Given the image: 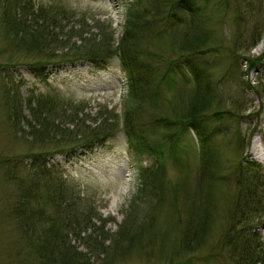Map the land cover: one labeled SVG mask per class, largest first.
Returning <instances> with one entry per match:
<instances>
[{"label": "rangeland", "instance_id": "1", "mask_svg": "<svg viewBox=\"0 0 264 264\" xmlns=\"http://www.w3.org/2000/svg\"><path fill=\"white\" fill-rule=\"evenodd\" d=\"M2 1L0 264H165L161 257L171 256L174 246L179 245L183 247L179 251L180 260H186V264H252L260 257L264 258V209L260 211L256 208L257 212H248L246 208L248 213L245 219L241 217L242 211L237 208L241 183L237 184V174H233L239 164L250 166L249 173L253 171L251 175L261 176L264 189V0H251L252 3L248 0H220V9L216 8L219 0H205L209 9V13L205 14L208 19L206 29L212 31L208 45L216 48V54L207 52L206 56L200 57L197 65L202 69V74L211 75L208 82L211 79L213 92L221 93V107L231 112L237 105L235 113L240 116L237 123L215 121L212 129L222 126L227 133L239 131L245 143L243 148L238 149L235 141H224L219 135L211 138L212 174L223 178L215 181L208 177L207 184L202 188L198 186L197 166L191 172L192 164L196 165L192 155L189 156L190 170L184 175L180 172L185 167L179 170L170 159L163 158L166 178L162 182V190L158 189L156 182L149 186L152 181H159L154 176L150 175L151 180L140 177V168L152 163L154 156L148 155V158L130 152L122 130L103 146H96L90 151L72 148L73 142L66 144L68 142L58 139L39 138L45 137L39 136L41 128L39 132L36 130L31 134L27 126L31 115L24 108V99L39 100V95L56 98L64 105L69 104L67 115H71L72 110L83 108V114L89 117H86L85 124L90 127L98 124L99 121L93 120L101 113L105 118L111 114L117 115L121 122L124 116L123 101L127 96L126 77L117 57L100 68L86 62L46 66L36 73L23 66L10 68L12 64L25 63L28 57L24 49L17 48L18 43L13 41L3 26ZM32 2L35 6H66L86 19L87 29L93 34H96L95 21L101 22L103 33L112 35L114 46H117L126 26L127 7L131 0ZM200 3L204 4V0H198L192 9L195 10ZM200 18L204 17L199 13L193 16L195 22ZM184 28L182 25V32ZM67 31L68 28L65 29ZM70 43L79 45L80 41L73 38ZM148 49L149 53H160L156 45ZM67 52L68 48L61 47L56 53ZM259 57L262 59L260 63L250 68L248 64ZM230 63L235 66V74L232 75L227 74ZM186 89H190V85ZM160 90L157 91L156 104L149 106L144 100V112L164 116L174 104L173 90L163 92L162 86ZM217 103L216 97H213V105ZM45 108L49 115L54 109ZM62 108L65 107L58 105L51 113L56 117L54 124L72 130L69 119L65 120L59 112ZM212 111L210 108L204 114H211ZM77 113L79 119L84 118L82 113ZM186 141L194 143L195 134L190 131ZM38 154L44 155L47 162L44 179L32 176V171L44 169V166L39 169L42 158L33 160L31 157ZM31 178L39 181L40 187L55 189L52 192L59 199H56L58 212L67 215L71 208L85 214L88 225L83 232L79 231V226L86 221L75 223L79 229L71 227L64 231L69 245L64 252L51 254L50 249L45 248L46 241L56 239L47 236L50 220L55 219V209L52 205L48 206L51 201L41 192V188L29 202L32 208L36 206L34 217L28 218L25 211L19 215L18 211L13 210L17 195L25 191ZM176 187H179L177 194L174 192ZM196 189L199 191L197 195ZM203 194L208 195L210 200L203 199ZM206 202H210L212 208L206 210L208 217L202 222L204 229L195 228L200 234V242L195 248L187 247L184 245V223H187L188 213L198 209L197 204L205 205ZM28 220L33 223V230ZM244 226L247 230L242 234L240 229ZM165 228L168 229L169 244L161 247L160 234ZM77 232L80 233L78 237L75 236ZM236 233L240 246L251 238L252 233L257 236L256 242L250 245L256 254L248 261L241 262L237 257L240 250L226 244L228 237ZM89 237L94 239L93 243L88 241Z\"/></svg>", "mask_w": 264, "mask_h": 264}, {"label": "trees", "instance_id": "2", "mask_svg": "<svg viewBox=\"0 0 264 264\" xmlns=\"http://www.w3.org/2000/svg\"><path fill=\"white\" fill-rule=\"evenodd\" d=\"M197 1L131 0L127 7V19L123 35L118 45L114 46L112 35L103 33L104 26L101 22L95 21L96 34L90 33L87 29L86 19L83 16H78L64 5L53 4L45 7L35 6L32 0H3L1 20L3 26L7 29V33L12 36L13 41L18 43L17 48L24 49L26 57H28L24 61L25 63L12 64L10 68L23 66L32 73H36L39 68L43 69L46 66L58 67L61 64L75 62H86L101 67L112 58L117 57L120 68L126 77L127 96L123 101L124 116L121 122L117 115L111 114L105 118L103 117L104 113H101L97 119L93 120L94 122L99 121L98 124L95 127H90L85 124L89 117L83 114V108L72 110L71 115H67L69 104L64 105L62 101L56 98H45V96L39 95V100L36 98L24 99V108L31 115L27 123L31 134L36 130L39 132L38 129L41 128L42 133L39 136L45 137L38 136L39 138L58 139L68 142L66 144L73 142L72 148L88 151L96 146H103L106 141L114 138L117 132L122 130L132 153H138L148 158H150L148 155L154 156L152 163L149 162V165L141 167L139 170L141 178L151 180V176H154L156 180H159L158 182L149 181L151 182L149 186L156 182L158 189L162 190V182L166 178L163 158L170 159L179 170L185 167V170L180 172L181 175H184L190 170V155L196 163L195 166L192 164L191 172L197 166L199 188L207 184L208 177L220 181L223 176L212 174L211 157L213 154L209 149L211 138L219 135L223 137L224 141H235L238 149L244 147L245 141L240 138L239 131L227 133L222 126H216L212 129V124L215 121L227 120L237 123L240 116L235 113L237 105L231 112L221 107V93L213 92L211 79L208 82L211 75L202 74V69L197 65L200 57L206 56L207 52L208 54H216V48L208 45L212 39V31L206 29L208 19H206L205 14L209 13L207 3L204 0V4L200 3L194 10L192 5H195ZM216 8H221L220 0ZM224 9L226 8L224 7ZM187 13L190 14L186 15ZM198 13L204 18L195 22L193 16ZM182 25L185 26L183 32L181 30ZM75 27L77 28L75 29ZM66 28L69 31L65 32ZM73 38L79 40L80 44L70 43ZM152 45H156L160 53H149L146 50ZM61 47L68 48L69 52L57 55L56 52ZM165 55L166 57H164ZM58 57L60 59H57ZM27 60L30 61L27 62ZM261 60L259 57L248 65L252 68L258 65ZM228 67L227 74H235V66L230 63ZM188 85H190V89H186ZM161 86L164 87L163 92L173 90L174 104H171L164 116H156L155 114L154 116L151 112H144V100L148 102L149 106L152 103L156 104L157 91L160 90ZM15 95L17 96L16 92ZM213 97H216L217 105H213ZM58 105L65 107L59 112L65 120L69 119L68 122L72 125V130L54 124L56 117H53L51 113L56 110ZM45 107L54 108L50 115ZM210 108L213 110L212 113L204 114ZM77 112L83 114L85 121L78 118L77 114L79 113ZM21 115L20 107L19 117ZM15 117L17 118V115ZM190 131L195 134V142L192 141L191 144L186 141V136L190 134ZM68 147L70 148V146ZM31 157L33 160L42 158L39 169L43 166L44 169L42 171L37 170L38 173L32 171V176L44 179L47 175L45 156L38 154ZM242 159H244L243 156ZM248 170H250V166L239 164L236 173L233 172V174H237V184L241 183L239 189L241 191L237 195V208L242 211L241 217L244 219L248 212H254L256 208L260 211L264 209L262 208L264 189L260 180L261 176L259 178L256 175H251L254 172L250 171L249 173ZM147 180L142 181L147 182ZM40 188L41 192L51 201L48 206L52 205L53 210L55 209V219L50 220L47 236L56 239L51 240L50 238L46 241L45 248L50 249V253H59L62 250L64 252L69 248L64 231L71 227L78 228L75 223L86 221L85 214L72 211L71 208L67 215L58 212V203L56 202L58 198L55 196L56 193L52 192L55 189L40 187L39 181L32 180V178L25 191L17 195L14 212L18 211L20 215V212L25 211L28 218L34 217L36 206L32 208V204L29 206V202L33 198L32 195L39 192ZM178 190L179 187H176L174 192L177 194ZM198 192L196 189L195 194L197 195ZM201 197L210 200L206 194L201 195ZM210 204V202H206L207 207L203 204H197L198 209L191 211V213L189 211L187 223H184L185 246L190 245L189 247L195 248L200 242L198 240L200 234L195 228L204 229L202 222L208 217L206 210L212 208ZM60 206L62 205L60 204ZM175 206L176 204H174ZM28 224L33 230V223L28 220ZM87 225L86 221L85 224L79 226L81 228H78L79 231L83 232ZM172 226L174 230L175 225ZM245 227L240 229L242 234L247 230ZM192 228L195 230H191ZM237 233L229 236L226 244L233 246L234 250H240L237 257L240 258L241 262L248 261L256 254L250 245L256 242L257 236L252 233L251 238L240 246ZM75 234L78 237L80 233ZM168 238V229L165 228L160 234L161 247L169 244ZM93 240L91 237L88 238L91 243ZM181 249H183L181 245L174 246L172 255H165L161 257V260H164L165 264H186V260L183 262L180 260L179 251ZM260 258L252 264H264V258Z\"/></svg>", "mask_w": 264, "mask_h": 264}, {"label": "bare ground", "instance_id": "3", "mask_svg": "<svg viewBox=\"0 0 264 264\" xmlns=\"http://www.w3.org/2000/svg\"><path fill=\"white\" fill-rule=\"evenodd\" d=\"M254 144H256V141L254 142ZM254 148H256V147H254Z\"/></svg>", "mask_w": 264, "mask_h": 264}]
</instances>
